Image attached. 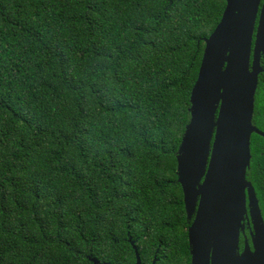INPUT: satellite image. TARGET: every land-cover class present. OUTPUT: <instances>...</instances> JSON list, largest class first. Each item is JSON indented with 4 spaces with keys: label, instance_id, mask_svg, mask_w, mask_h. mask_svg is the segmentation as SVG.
I'll use <instances>...</instances> for the list:
<instances>
[{
    "label": "trees",
    "instance_id": "16d2710c",
    "mask_svg": "<svg viewBox=\"0 0 264 264\" xmlns=\"http://www.w3.org/2000/svg\"><path fill=\"white\" fill-rule=\"evenodd\" d=\"M224 8L0 0V264H134V247L141 264H190L176 155ZM250 153L264 221L263 137Z\"/></svg>",
    "mask_w": 264,
    "mask_h": 264
},
{
    "label": "water",
    "instance_id": "95a60500",
    "mask_svg": "<svg viewBox=\"0 0 264 264\" xmlns=\"http://www.w3.org/2000/svg\"><path fill=\"white\" fill-rule=\"evenodd\" d=\"M203 42L190 93V117L176 155L188 221L200 197L187 229L190 264H264V221L246 179L251 136L264 138V132L252 124L264 54V0H225L220 21ZM245 219L253 228V250L245 242L238 254ZM134 250V264H141Z\"/></svg>",
    "mask_w": 264,
    "mask_h": 264
},
{
    "label": "flooded vegetation",
    "instance_id": "af4514ba",
    "mask_svg": "<svg viewBox=\"0 0 264 264\" xmlns=\"http://www.w3.org/2000/svg\"><path fill=\"white\" fill-rule=\"evenodd\" d=\"M251 60H252V57H251ZM259 66L261 67L262 69V72L259 73L258 75V82H259V79L261 77L264 76V54L260 55V62H259ZM257 87H258V84H257ZM257 90V89H256ZM256 94V93H255ZM258 123L259 121H256L254 119V112H253V118H252V124L253 126H255L256 128L259 129L258 127ZM260 125H263L264 123H259ZM260 130V129H259ZM254 134H252L253 136ZM251 136V137H252ZM248 181V180H247ZM200 199V197H197V200H196V205H195V209H194V212L193 214L191 215V218L189 220V225L193 222L194 218H195V212L198 208V200ZM189 227V226H188ZM188 229V228H187ZM252 231H253V228H252V225L250 223V220L249 219H245V221L243 222V228L239 230V236H238V243H237V252L238 254L242 253L243 250H244V247H245V242H247L248 246H249V249L252 251V243H251V234H252Z\"/></svg>",
    "mask_w": 264,
    "mask_h": 264
}]
</instances>
